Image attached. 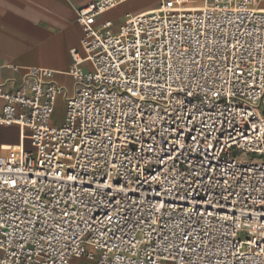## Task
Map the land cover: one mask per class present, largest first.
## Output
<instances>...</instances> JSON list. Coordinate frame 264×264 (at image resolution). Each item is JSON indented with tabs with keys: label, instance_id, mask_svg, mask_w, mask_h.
Segmentation results:
<instances>
[{
	"label": "built area",
	"instance_id": "built-area-1",
	"mask_svg": "<svg viewBox=\"0 0 264 264\" xmlns=\"http://www.w3.org/2000/svg\"><path fill=\"white\" fill-rule=\"evenodd\" d=\"M128 1L96 0L77 10L84 36L82 51L71 50L69 73L80 84L61 124H53L54 70L30 68L13 90L0 84V124L17 125L21 136L18 145H0V175L18 184L0 190V264H166V249L188 231L185 213L196 209L214 216L194 225L212 238L195 249L199 256L205 249L212 264H264V219L257 216L264 213V0H166L127 14L116 31L112 20L98 25ZM185 40L208 70H174L177 60L186 64ZM101 185H111L99 189L107 196L93 191ZM116 200L136 201L141 222L101 227L105 201ZM161 202L163 215L149 218ZM62 211L75 212L76 223H59ZM88 216L92 228L80 223ZM197 259L181 254L175 264Z\"/></svg>",
	"mask_w": 264,
	"mask_h": 264
},
{
	"label": "crops",
	"instance_id": "crops-1",
	"mask_svg": "<svg viewBox=\"0 0 264 264\" xmlns=\"http://www.w3.org/2000/svg\"><path fill=\"white\" fill-rule=\"evenodd\" d=\"M94 1L0 0V84L13 90L21 85L30 68L54 70L52 78L48 80L59 86L57 102L64 99L67 107V99L75 95L80 84L69 73L73 64L71 50L77 48L82 51L84 36L83 27L76 19L77 10ZM158 1L130 0L101 15L98 25L112 20V29L117 30L127 14L157 8ZM3 104V99H0V110ZM16 131L18 137L10 135ZM20 143V128L17 125L0 124V145L8 149L9 145ZM76 264L90 262L82 258Z\"/></svg>",
	"mask_w": 264,
	"mask_h": 264
},
{
	"label": "snow or ice",
	"instance_id": "snow-or-ice-1",
	"mask_svg": "<svg viewBox=\"0 0 264 264\" xmlns=\"http://www.w3.org/2000/svg\"><path fill=\"white\" fill-rule=\"evenodd\" d=\"M168 7H171V5H168ZM191 11H200V9H192ZM261 12H264V7H262L260 9ZM184 42L189 44V47L186 48L183 52L180 53V55L182 57H186V64H180V61L177 60L176 61V65H178L177 67H175V71L180 72L181 74H184V68L185 66H187L188 70H189V74L191 76H196L198 72L201 71H206L207 66H202L201 62L199 60L196 59L197 56H200L201 53L196 51L192 45L191 42L188 40H185ZM197 43H199V41H197ZM218 44V42H216ZM240 44L239 39L236 40V44L230 45L231 48H235L237 45ZM177 51H179L177 49ZM205 52L208 56V60H209V64H214V57H215V53L211 52L207 49V45H205ZM189 53H191V55H189ZM231 54V53H230ZM227 59V57L225 58ZM237 59H243V54H241L240 56L237 57ZM244 73L241 72V75H243ZM250 75V73H249ZM177 79H179V77H177ZM189 95H191V93H188ZM216 95H219V93H216ZM253 131H258V129H256L255 125H253ZM193 139H195V137H193ZM77 150L79 151V148H77ZM161 163H163V161H161ZM108 161H105V166H107ZM116 165L113 164L112 167H115ZM77 179V177L75 176H69L68 180L70 181H75ZM153 182H159L158 177H152L151 178ZM164 181H168V175L165 172L164 173V177H163ZM138 183H141L140 181H138ZM142 183H148L147 180L143 181ZM227 183V181L225 182ZM8 187L11 188H17L18 184H17V180L15 178L12 177H7L5 178L4 175H0V190L6 191L8 189ZM22 187V185L20 186ZM102 187H111V185H101L98 186V188L96 190H93L96 194L98 195H105L107 196L108 193H100L99 189ZM160 187L163 189V184H160ZM123 191L122 189H118L117 192ZM159 193H157L158 195ZM88 196H92L93 192H88L87 193ZM223 199H227V197H223ZM130 200V198H129ZM260 200L262 202H264V195L260 196ZM80 204L82 207L85 208V210L87 211V201H84L83 198L80 201ZM207 204L209 207L211 208H215V205L212 204L211 201H207ZM105 205L106 207L109 209V214H106L104 217V220H102L100 222V226L101 227H106V224H111L115 221V223L118 224H126L129 222H136L139 223L141 222V218L139 216H136L135 213L137 211V209L140 207V205L136 202V201H131V202H126L125 204H121V202L119 200H116L112 203H109L107 201H105ZM150 207H152L151 204H149ZM163 202H161V205L159 207H155L154 211L149 213V218L152 215H163V213L161 212V208H163ZM253 207H255V204H253ZM125 210H127L128 212L132 213L133 216L131 218L127 217L124 215ZM244 215H249V214H244ZM193 216H195V219H193ZM213 217V212L210 211H200L199 209H196L194 211H188L187 213H185V221H184V228L188 229L187 232L181 230L179 233V243L173 245L171 250L166 249V251H169V255L164 257L163 259L165 260L166 264H168V262L170 261L171 264H175V261L177 260V257L181 254H186L189 256V258H191V256L193 255H197L198 259H197V264H199V260L204 259L205 256L208 257V264H212V258L209 255L208 251L205 249H202L204 255L203 256H199L195 249L196 248H200L201 245H205L206 242L210 239H212L211 237L208 236L207 232H204L202 229H199L198 227H194V225H199L200 220L204 217ZM257 216L260 217L261 219H264V213H260L257 212ZM64 217H68L69 220L72 221L73 224L76 223V221L73 219V217H75V212H69V211H62V216L57 218L59 223H64V224H68V221L64 220ZM80 223L81 224H87L89 228H92V217L88 216L87 218L84 217H80ZM43 223L45 225H47V221H43ZM156 221L153 220V224H155ZM77 227H79L80 225L77 224ZM47 227H52L51 225H48ZM69 227H71V224H69ZM110 232H113V234L115 233L116 229L115 228H111V229H107ZM154 230V229H153ZM45 231H47V229H45ZM63 231V229H62ZM83 231V229H82ZM93 231H95L97 234L99 233V229H93ZM121 231H123V229H121ZM75 235V233H73ZM192 237V239H189V237ZM196 236H199L200 239L196 240ZM166 239V238H164ZM264 239V238H262ZM181 244H185V247H181ZM208 247H211V245H208Z\"/></svg>",
	"mask_w": 264,
	"mask_h": 264
},
{
	"label": "rangeland",
	"instance_id": "rangeland-1",
	"mask_svg": "<svg viewBox=\"0 0 264 264\" xmlns=\"http://www.w3.org/2000/svg\"><path fill=\"white\" fill-rule=\"evenodd\" d=\"M164 1H166V0H159L157 5L159 6ZM197 1H200V0H197ZM86 66L89 67L90 63H86ZM65 115H66V102L64 99L62 101L59 100L56 104V110H55V114H54V118H53L54 119L53 124H56V125L61 124L64 121ZM10 135L18 137V132L17 131L11 132ZM28 135H29V131H28ZM26 142H27V148L29 150H34V147L31 145V140L29 138L26 140ZM242 157L249 158L250 156L247 154H243Z\"/></svg>",
	"mask_w": 264,
	"mask_h": 264
},
{
	"label": "bare ground",
	"instance_id": "bare-ground-1",
	"mask_svg": "<svg viewBox=\"0 0 264 264\" xmlns=\"http://www.w3.org/2000/svg\"><path fill=\"white\" fill-rule=\"evenodd\" d=\"M190 1H191V2H197V0H190ZM113 31H116V30L113 29Z\"/></svg>",
	"mask_w": 264,
	"mask_h": 264
}]
</instances>
